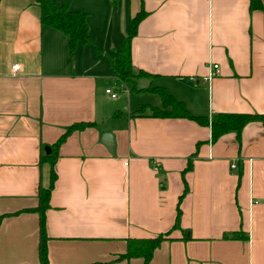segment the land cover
<instances>
[{"label": "crops", "instance_id": "1", "mask_svg": "<svg viewBox=\"0 0 264 264\" xmlns=\"http://www.w3.org/2000/svg\"><path fill=\"white\" fill-rule=\"evenodd\" d=\"M53 1L86 13L98 51L78 45L71 56L68 38L41 24L33 0L0 1V264H41L39 218L29 211L50 183L40 154L76 122L96 125L58 147L46 264H144L121 257L127 239L166 232L148 264H264L262 122L211 141L210 126L191 119L131 116L161 106L150 88L194 116L264 114V0L253 10L251 0ZM141 9L131 63L148 75L125 83L122 114L115 103L125 96L105 92L122 83L109 56ZM132 91L152 103H133ZM234 232L246 237H227Z\"/></svg>", "mask_w": 264, "mask_h": 264}, {"label": "trees", "instance_id": "2", "mask_svg": "<svg viewBox=\"0 0 264 264\" xmlns=\"http://www.w3.org/2000/svg\"><path fill=\"white\" fill-rule=\"evenodd\" d=\"M1 1V0H0ZM40 8V22L43 26H49L62 32L68 38V50L71 56L74 55L75 49L78 45H92L95 50L94 40L89 32L87 25V15L81 11L71 10L69 5L65 2L63 4H56L53 0H33ZM250 9H262L260 0H251ZM145 16V11L141 9L128 21L125 36L120 46L109 56L110 67L116 78L122 82H130L139 76L148 75L143 71H136L131 63V40L136 35L137 26L140 20ZM159 94L161 98V106L155 107L147 104L138 106L131 116H150V117H182L194 120L201 125H209L211 130V141H215L221 135L234 132L239 138L243 127L254 121H260L264 125V114L259 113H228L219 112L212 116L211 119L203 116L191 115L185 108L182 102L176 100L172 95L162 88H150ZM94 122H76L68 126L63 134L53 143L47 144L43 147L40 154V164L48 163L50 165V183L47 187L39 186L38 189V203L29 211L36 212L39 218V244L38 253L41 264H46V241L47 235L45 230V211L49 208V200L54 182L56 180V173L54 170L55 161L57 158V150L60 144L74 131L83 130L88 127H94ZM48 148V151L46 150ZM191 168L188 161L184 172ZM187 192V186L184 182V189L179 196V202L183 195ZM179 202L176 208V217L173 228H179ZM169 232L158 234L150 238H130L127 239L126 252L121 256L122 258L140 257L144 264H148L153 251L160 245V243L168 238ZM227 237L232 239H244L246 236L241 235V232H234L228 234Z\"/></svg>", "mask_w": 264, "mask_h": 264}, {"label": "rangeland", "instance_id": "3", "mask_svg": "<svg viewBox=\"0 0 264 264\" xmlns=\"http://www.w3.org/2000/svg\"><path fill=\"white\" fill-rule=\"evenodd\" d=\"M90 32V31H89ZM93 38V37H92ZM94 40V38H93ZM95 43V41H94ZM117 49V48H116ZM105 58V60L107 59L106 55L103 56ZM108 87L111 89V91L113 93H115L117 96H119L120 98H122L123 96H125V100L123 101L122 99L121 100H118L115 104H117V110L120 111L122 114H125L126 113V91H125V83L122 84V83H114V84H108ZM133 93V103H135L134 101H143L142 103H146L147 101L151 102V98H154L152 97L153 95H149L147 93H142L140 96L137 97V93L132 91ZM108 98L110 100H113L109 97L108 95ZM152 103V102H151ZM150 105V104H149Z\"/></svg>", "mask_w": 264, "mask_h": 264}, {"label": "water", "instance_id": "4", "mask_svg": "<svg viewBox=\"0 0 264 264\" xmlns=\"http://www.w3.org/2000/svg\"><path fill=\"white\" fill-rule=\"evenodd\" d=\"M102 142L107 147V149L113 154L114 153V142H113V136L110 133H104L102 135ZM48 151V148H46Z\"/></svg>", "mask_w": 264, "mask_h": 264}, {"label": "built area", "instance_id": "5", "mask_svg": "<svg viewBox=\"0 0 264 264\" xmlns=\"http://www.w3.org/2000/svg\"><path fill=\"white\" fill-rule=\"evenodd\" d=\"M214 67L216 68L217 66L215 65ZM17 68H18V66H15V69H17ZM105 92H106L107 94H110V96H111L112 98H114V97L116 96V94L113 93L110 89H107ZM232 168H234V165H232Z\"/></svg>", "mask_w": 264, "mask_h": 264}]
</instances>
